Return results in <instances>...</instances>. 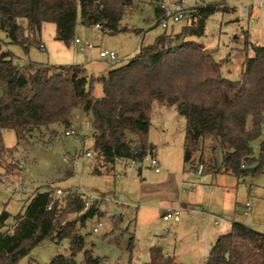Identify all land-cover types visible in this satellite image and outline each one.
<instances>
[{"label":"trees","instance_id":"16d2710c","mask_svg":"<svg viewBox=\"0 0 264 264\" xmlns=\"http://www.w3.org/2000/svg\"><path fill=\"white\" fill-rule=\"evenodd\" d=\"M135 1L0 0V32L8 39V43L0 39V166L7 177L17 176L22 168L14 158L16 149L4 145L3 130L15 131L19 142L50 144L58 135L50 126L62 125L67 135L76 110L91 115L97 161L93 174L102 175V169L111 173L120 164L141 165L154 156L149 132L155 102L175 107L186 120L187 172L201 173L206 166V141L212 139L222 150L216 173L238 180L264 173V46L250 43L254 56L244 60L240 80L232 81L210 51L191 40L205 35L207 20L225 10L220 5L191 9L188 25L179 35L168 34V28L153 44L141 46L126 64L99 77L80 65L30 63L22 69L5 49L6 44L19 45L27 52L33 45L41 49L37 36L45 24L55 25V39L67 47L76 44L78 21L103 32L127 31L121 21ZM154 2L159 26L164 11L161 0ZM96 84L102 86L101 97L94 94ZM56 190L51 186L37 190L12 225L8 224L10 214L2 212L0 264H18L42 243L64 240L70 243V256L59 255L50 264H100L93 250L85 249L81 234L97 215L96 205L88 206V199L76 193L58 197ZM150 258L146 264H175L158 247L151 249ZM205 264H264V234L233 223L211 245Z\"/></svg>","mask_w":264,"mask_h":264},{"label":"rangeland","instance_id":"374dc122","mask_svg":"<svg viewBox=\"0 0 264 264\" xmlns=\"http://www.w3.org/2000/svg\"><path fill=\"white\" fill-rule=\"evenodd\" d=\"M154 1L136 0L133 7L125 10L121 28L127 31L103 32L78 21L75 38L81 44L67 47L55 39V25L45 24L37 36V42L44 48L33 45L27 52L19 45L6 44L5 49L14 55V63L22 69H27L30 63L55 67L80 65L90 75L99 77L126 64L141 46L153 44L164 34L162 25L156 26ZM169 2L179 3L187 16L191 9L203 5L225 8L207 20L204 36L191 40L210 51L228 79L240 80L244 60L254 56L252 45L264 46V6H260L264 0ZM21 23L26 24L25 20ZM168 23L167 33L179 35L188 25V18L177 23L170 19ZM0 39L8 43L3 32ZM88 45L92 48H87ZM101 51H114L118 58L101 59ZM94 94L103 95L100 84L95 85ZM90 119L91 115L76 110L70 129L75 135H65L62 125H52L50 130H56L58 135L46 145L19 142L15 131H2L5 147L16 149L14 158L22 168L17 176L7 177L0 166V215L4 210L10 214L8 224H13L14 217L24 211L37 190L45 191L51 186L62 189L65 196L80 191L89 206L96 205L97 215L81 234L85 249L93 250L100 264H146L154 247L161 248L164 256L172 258L175 264H204L211 244L228 233L233 223L264 234V173L242 180L216 173L222 164V150L212 139L206 141V166L201 173L187 172L186 120L175 107L155 102L151 109L149 140L154 145L160 173L155 172L149 158L141 165L120 164L111 173L102 169V175L93 174L97 161ZM49 138L48 132L44 139L48 142ZM259 142L254 143L255 154ZM86 153L92 156L86 158ZM188 182L195 183L196 188L183 189L182 184ZM181 207L178 222L163 220L166 213ZM96 227L98 233L93 232ZM69 246L68 240L60 244L44 242L18 264H50L59 255L69 257ZM82 256V253L77 256L78 262Z\"/></svg>","mask_w":264,"mask_h":264},{"label":"built area","instance_id":"2783aa9c","mask_svg":"<svg viewBox=\"0 0 264 264\" xmlns=\"http://www.w3.org/2000/svg\"><path fill=\"white\" fill-rule=\"evenodd\" d=\"M260 6H264V2L260 5ZM160 7L161 9L164 11V18L162 21V28L166 31L169 28V23L168 20L172 19V21L174 23L180 22L181 20H184L185 18H187V15L185 13V11L181 8L179 3H171L169 2V0H163L160 3ZM217 29H219L220 27L217 26ZM76 44L80 45L81 41L79 39H76ZM41 48H44V45L41 46ZM87 48H92V45H88ZM84 47L80 48V51H83ZM99 57L101 59H108L110 61H116L118 58V54L114 51H101L99 54ZM67 135L73 136L75 135V132H73L72 130H69L67 133ZM92 155L90 153H86L85 157L86 158H90ZM151 158V166L154 168L156 173H160L161 172V168H160V163L159 161L154 158V156L148 157L147 159ZM146 159V160H147ZM136 164V163H134ZM186 186H188V188L190 189H195L196 188V184L193 182H188L187 185L184 183L182 184V188L184 189ZM207 188V187H206ZM71 193H76V194H80L83 195L80 191H75V192H71ZM66 193H63L62 189H58L56 190V196L61 197V196H65ZM85 198H87L85 195H83ZM87 205L89 206V202L87 203ZM247 209H249V204H247L246 206ZM181 208H177L175 210H171L168 213H166L163 216V220L166 222L169 221H174V222H178L180 220V214H181ZM98 227L94 228L93 232L94 233H98Z\"/></svg>","mask_w":264,"mask_h":264},{"label":"crops","instance_id":"0c3cea01","mask_svg":"<svg viewBox=\"0 0 264 264\" xmlns=\"http://www.w3.org/2000/svg\"><path fill=\"white\" fill-rule=\"evenodd\" d=\"M45 48H46V46H45ZM46 50V49H45ZM105 74H107L108 73V71H105L104 72ZM231 228H232V225H231ZM216 241V240H215ZM212 245V244H211ZM207 258H208V256H207ZM207 258L205 259V262H204V264L206 263V261H207Z\"/></svg>","mask_w":264,"mask_h":264}]
</instances>
